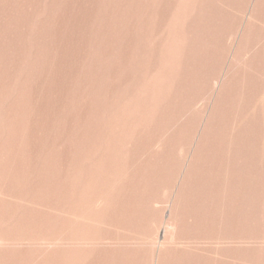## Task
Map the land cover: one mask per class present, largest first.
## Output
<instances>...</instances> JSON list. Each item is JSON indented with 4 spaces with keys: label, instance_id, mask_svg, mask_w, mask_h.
Segmentation results:
<instances>
[{
    "label": "rangeland",
    "instance_id": "1",
    "mask_svg": "<svg viewBox=\"0 0 264 264\" xmlns=\"http://www.w3.org/2000/svg\"><path fill=\"white\" fill-rule=\"evenodd\" d=\"M0 264H264V0H0Z\"/></svg>",
    "mask_w": 264,
    "mask_h": 264
}]
</instances>
